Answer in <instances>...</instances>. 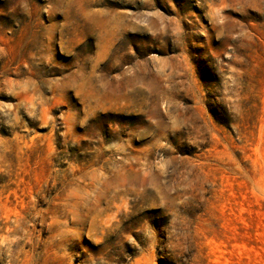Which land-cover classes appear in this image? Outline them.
Masks as SVG:
<instances>
[{
	"label": "rangeland",
	"instance_id": "374dc122",
	"mask_svg": "<svg viewBox=\"0 0 264 264\" xmlns=\"http://www.w3.org/2000/svg\"><path fill=\"white\" fill-rule=\"evenodd\" d=\"M0 264H264V0H0Z\"/></svg>",
	"mask_w": 264,
	"mask_h": 264
}]
</instances>
